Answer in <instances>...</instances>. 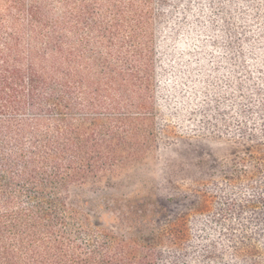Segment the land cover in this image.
I'll return each mask as SVG.
<instances>
[{
  "label": "trees",
  "instance_id": "trees-1",
  "mask_svg": "<svg viewBox=\"0 0 264 264\" xmlns=\"http://www.w3.org/2000/svg\"><path fill=\"white\" fill-rule=\"evenodd\" d=\"M184 139L198 209L87 195ZM0 264H264V0H0Z\"/></svg>",
  "mask_w": 264,
  "mask_h": 264
},
{
  "label": "rangeland",
  "instance_id": "rangeland-1",
  "mask_svg": "<svg viewBox=\"0 0 264 264\" xmlns=\"http://www.w3.org/2000/svg\"><path fill=\"white\" fill-rule=\"evenodd\" d=\"M233 157V146L225 140L184 139L87 195L96 198L132 194L158 199L184 198L174 209L188 213V208L198 209V187L227 172Z\"/></svg>",
  "mask_w": 264,
  "mask_h": 264
}]
</instances>
